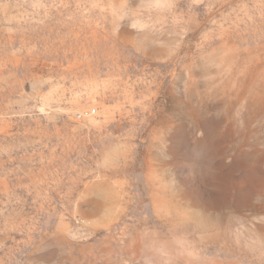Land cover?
Masks as SVG:
<instances>
[{
  "label": "rangeland",
  "instance_id": "rangeland-1",
  "mask_svg": "<svg viewBox=\"0 0 264 264\" xmlns=\"http://www.w3.org/2000/svg\"><path fill=\"white\" fill-rule=\"evenodd\" d=\"M0 264H264V0H0Z\"/></svg>",
  "mask_w": 264,
  "mask_h": 264
},
{
  "label": "built area",
  "instance_id": "built-area-1",
  "mask_svg": "<svg viewBox=\"0 0 264 264\" xmlns=\"http://www.w3.org/2000/svg\"><path fill=\"white\" fill-rule=\"evenodd\" d=\"M96 112H97V111H96L95 109H93V110L87 111V112H85V113H83V114H79V115H78V118H79V119H82V118H85V117H90V116L95 115Z\"/></svg>",
  "mask_w": 264,
  "mask_h": 264
},
{
  "label": "clouds",
  "instance_id": "clouds-1",
  "mask_svg": "<svg viewBox=\"0 0 264 264\" xmlns=\"http://www.w3.org/2000/svg\"><path fill=\"white\" fill-rule=\"evenodd\" d=\"M183 240V238H180V237H178V241H182ZM189 255H191V253H188Z\"/></svg>",
  "mask_w": 264,
  "mask_h": 264
}]
</instances>
